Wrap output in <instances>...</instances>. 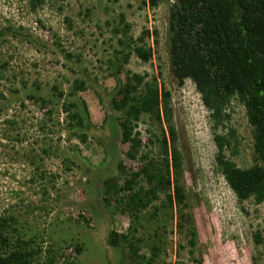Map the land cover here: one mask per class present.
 Segmentation results:
<instances>
[{
  "label": "rangeland",
  "instance_id": "1",
  "mask_svg": "<svg viewBox=\"0 0 264 264\" xmlns=\"http://www.w3.org/2000/svg\"><path fill=\"white\" fill-rule=\"evenodd\" d=\"M175 1L151 6L148 0H41L32 7L30 0H0V215L14 214L11 229L25 239L43 236V249L50 246L59 255L53 264H71L62 260L65 254L73 264H119L124 246L108 243L111 229L130 233L141 253L159 246L154 264H264V247L253 240L256 230L264 236V203L237 199L216 164L200 93L190 79L179 86L172 75L168 13ZM144 29L158 33V43L153 35L144 38L151 59L131 54L122 63L128 44ZM127 71L145 73L170 91L187 196L183 210L189 214L181 227L176 206L155 212L159 200L137 219L103 201V180L123 181L118 162L127 170L141 166L126 155L122 112L112 107ZM75 79L84 80L86 89L73 92ZM69 102L78 107L66 111ZM76 109L84 141L68 129ZM230 113L238 144L235 154H226L248 167L253 139L246 110L233 100ZM136 129L145 151L160 125L144 116ZM43 185L50 186L46 193ZM70 242L82 246L81 254L66 248Z\"/></svg>",
  "mask_w": 264,
  "mask_h": 264
},
{
  "label": "trees",
  "instance_id": "2",
  "mask_svg": "<svg viewBox=\"0 0 264 264\" xmlns=\"http://www.w3.org/2000/svg\"><path fill=\"white\" fill-rule=\"evenodd\" d=\"M148 1L156 6L159 0ZM30 2L35 7L41 0ZM168 15L171 72L179 86L190 79L201 95L211 119L215 160L220 172L239 201L252 198L258 204L264 203V0H176ZM123 20L120 15V21ZM115 32L120 29L115 28ZM157 34L156 30L144 29L138 39H131L122 63L127 62L131 54L148 62L153 49L146 46L144 38L153 35L154 43H158ZM146 78L145 73L127 71L124 80L117 85L112 107L122 112L119 118L121 140L128 145V158L139 159L141 166L127 170L118 162L123 181L119 184L116 177L105 178L103 201L113 207L114 212L137 219L159 200L153 206L155 212L162 209L166 214V210L176 206L181 227L189 221V214L183 210L187 196L171 94L164 85L158 86ZM84 89L85 81L75 79L72 91ZM233 100L244 106L250 125L253 164L248 167H239L226 154L228 150L232 154L237 152V130L229 124ZM82 103L86 107L84 101ZM77 107L75 102L64 105L68 112ZM144 116L160 125L159 132L148 137L150 145L145 151L136 129ZM68 123L70 133L84 141L86 133L81 131L83 120L78 109L69 116ZM49 187L43 185L42 193ZM12 224H15L14 214L0 215V264H53L59 260L58 253L50 246L43 249V236L32 233L25 239L11 229ZM194 239L195 233L191 232L189 243L192 246ZM253 240L264 247V236L259 230L253 232ZM108 243L113 247L124 246L119 264H154L161 251L153 243L149 255L141 253L138 240L134 241L130 233H119L115 229L110 230ZM66 246L75 255L81 254L80 244L70 242ZM62 256V260L73 264L67 259L68 255Z\"/></svg>",
  "mask_w": 264,
  "mask_h": 264
}]
</instances>
